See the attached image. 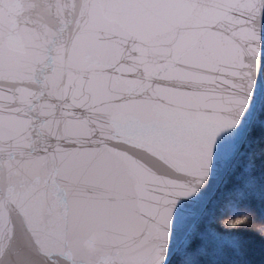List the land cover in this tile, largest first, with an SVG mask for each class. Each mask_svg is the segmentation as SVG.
Returning <instances> with one entry per match:
<instances>
[{
	"label": "snow or ice",
	"instance_id": "6c2138e0",
	"mask_svg": "<svg viewBox=\"0 0 264 264\" xmlns=\"http://www.w3.org/2000/svg\"><path fill=\"white\" fill-rule=\"evenodd\" d=\"M0 264H264V0H0Z\"/></svg>",
	"mask_w": 264,
	"mask_h": 264
}]
</instances>
